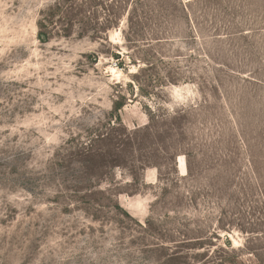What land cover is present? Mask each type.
<instances>
[{
    "label": "rangeland",
    "instance_id": "374dc122",
    "mask_svg": "<svg viewBox=\"0 0 264 264\" xmlns=\"http://www.w3.org/2000/svg\"><path fill=\"white\" fill-rule=\"evenodd\" d=\"M56 1L0 0V264H264V0Z\"/></svg>",
    "mask_w": 264,
    "mask_h": 264
},
{
    "label": "trees",
    "instance_id": "16d2710c",
    "mask_svg": "<svg viewBox=\"0 0 264 264\" xmlns=\"http://www.w3.org/2000/svg\"><path fill=\"white\" fill-rule=\"evenodd\" d=\"M95 1H99V0H95ZM70 2L71 0H58L52 6H50L47 9V11H45L42 14L40 20L37 23L38 39L40 42L44 43L50 39L51 34L47 30L48 28L54 27L56 29L57 27L59 28V26L61 25L71 28L73 22H71L70 19H83L85 10L83 11L84 6L82 5V2H80L81 4H76V6L74 4L72 5L69 4ZM81 21L82 20H80V22ZM63 32H65L64 36H69L66 30ZM115 104H116L114 108L115 111H119L120 108L123 107V105L117 101L115 102ZM114 118L116 122H120V118L118 117V115L114 116ZM139 131H141L140 128H139ZM85 146L87 147V150H88L89 144H85ZM133 195H137V193H133L131 196ZM113 207L120 210V206L118 205V203H114Z\"/></svg>",
    "mask_w": 264,
    "mask_h": 264
},
{
    "label": "bare ground",
    "instance_id": "6f19581e",
    "mask_svg": "<svg viewBox=\"0 0 264 264\" xmlns=\"http://www.w3.org/2000/svg\"><path fill=\"white\" fill-rule=\"evenodd\" d=\"M180 168H181V170H182L183 172L185 171L183 161H181Z\"/></svg>",
    "mask_w": 264,
    "mask_h": 264
}]
</instances>
